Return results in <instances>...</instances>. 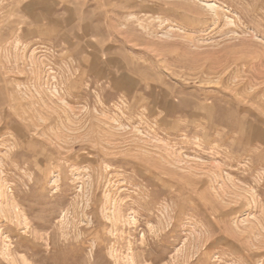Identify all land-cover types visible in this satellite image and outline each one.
<instances>
[{
  "label": "rangeland",
  "instance_id": "rangeland-1",
  "mask_svg": "<svg viewBox=\"0 0 264 264\" xmlns=\"http://www.w3.org/2000/svg\"><path fill=\"white\" fill-rule=\"evenodd\" d=\"M0 264H264V0H0Z\"/></svg>",
  "mask_w": 264,
  "mask_h": 264
}]
</instances>
